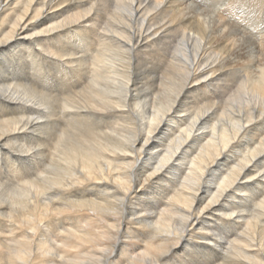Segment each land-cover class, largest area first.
<instances>
[{"label":"bare ground","instance_id":"obj_1","mask_svg":"<svg viewBox=\"0 0 264 264\" xmlns=\"http://www.w3.org/2000/svg\"><path fill=\"white\" fill-rule=\"evenodd\" d=\"M0 264H264V0H0Z\"/></svg>","mask_w":264,"mask_h":264}]
</instances>
